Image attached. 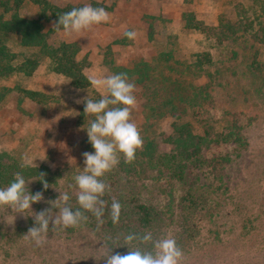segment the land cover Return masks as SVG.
Wrapping results in <instances>:
<instances>
[{
  "label": "rangeland",
  "instance_id": "obj_1",
  "mask_svg": "<svg viewBox=\"0 0 264 264\" xmlns=\"http://www.w3.org/2000/svg\"><path fill=\"white\" fill-rule=\"evenodd\" d=\"M49 1L58 6L90 4L109 13L108 23L90 30L49 35L52 44L79 43L78 60L86 62L84 71L91 80L114 75L116 66L150 63V76L143 84L135 83L137 102L131 109V122L143 141L141 151L150 143L148 153H170L175 122L216 139L236 120L247 145L209 140L198 161L184 162L186 174L208 202L194 212L185 210L184 185L176 176L147 164L149 156L125 173L119 154V163L101 179L116 181L111 192L118 202L139 198L154 205L157 220L144 233L152 240L143 242L135 227L125 232L135 224L125 205L124 232H99L87 222L67 229L50 224L44 243L36 245L25 236L34 226L35 213L52 209L51 215H57L52 204L64 206L60 194L70 196L67 203L77 200L74 178L85 166L83 153L94 151L85 128L95 117L84 113V101L109 93L92 85L74 88L47 57L38 56L40 64L32 75L1 72L0 90L11 91L4 90L7 97L0 103V152L8 153L14 172L23 175L29 191L41 192L43 200L24 215L0 206V264H105L110 251L128 252V235L137 237L131 246L145 252H154L155 241L175 239L182 251L179 264H264V44L255 39L264 24V0ZM19 12L37 18L40 10L28 2ZM191 14L208 26L229 24L228 38L219 39L217 30L189 28ZM45 28H54V22ZM128 31L136 32L134 40L125 37ZM0 44L16 55V67L37 54L16 33L0 32ZM27 90L38 92L37 100Z\"/></svg>",
  "mask_w": 264,
  "mask_h": 264
},
{
  "label": "trees",
  "instance_id": "obj_2",
  "mask_svg": "<svg viewBox=\"0 0 264 264\" xmlns=\"http://www.w3.org/2000/svg\"><path fill=\"white\" fill-rule=\"evenodd\" d=\"M28 2L38 6L40 13L37 18H26L20 15V8ZM78 7L81 6L73 4L58 6L52 4L49 0H0V32L18 34L21 38L22 45L34 48L37 53L35 57L26 58L21 65L16 67L13 63L16 55L12 53L5 44H0V73L7 72V74H11L17 70L26 75H32L40 64L39 57H47L51 59L54 71L67 77L74 88H89L91 86V79L84 71L87 66L86 62L78 60V55L81 52L79 43L61 42L59 44H52L49 42L50 33L62 30L56 27L59 15ZM50 21L54 22V28L47 31L45 24ZM186 24L189 28L197 29L204 33L217 30L218 37L221 40L228 38L226 29H228V27L229 29L232 28L229 24H220L219 27L208 26L197 20L193 14L188 15ZM234 28L233 26V29ZM235 31H239L238 28ZM255 39L261 44H264V24H262L259 31L255 33ZM170 58V55L166 56L165 60L167 59L168 61ZM199 62L201 61L199 60ZM151 70L152 67L150 63L141 61L133 67L116 66L114 68V73H124L127 79H130L134 84H143L150 76ZM4 90L7 92L11 91L9 88L0 90V103L7 97V93L4 92ZM25 92L35 100H37V96L40 95L38 92L30 90ZM163 105H165V103ZM162 114L165 115V113ZM209 140L234 143L241 147H246L247 145L242 135L241 127L236 120L230 125L226 133L218 135L216 139H208L207 136L193 133L187 123L175 122L174 136L170 138V143L173 145L174 149L170 153H158L154 156L146 151L150 146L149 143L146 146L145 152L144 150L141 151V149L137 150L135 159L131 162H126L123 154H120L119 166L122 167L123 172L129 173L132 171L134 163L141 162L143 158H146L145 156H149V158H147V164L155 166L162 171L170 172L172 176H176L184 185V195L182 197V201L185 204L184 208L186 211L189 210L194 212L199 208H206L208 202L205 200L203 194L198 191V188L195 187V182L186 174L187 165L184 162H189L190 160L193 162L198 161V156L201 154L202 148L206 146ZM144 163L146 164V161H144ZM14 167L8 153L0 152V188L7 186L14 179L16 175ZM103 182L107 185L106 192L101 197L105 202L104 215L102 217L103 223H99L96 217L88 212L84 213L87 217V220L84 222L89 223L94 230L99 232L108 230V232L115 233L117 229L123 231V228L126 226L124 225L125 218L123 214L127 206L135 215V224L134 226L129 225V227L125 229V232L129 233L132 231L133 227H135L137 236L142 237L146 231L154 227L157 220L156 208L154 205L145 203L139 198H133L126 202H119L121 204L120 218L118 223H113L111 218V203L114 200V194H112L111 190H115L116 181L111 182L109 178H105ZM68 205L73 209H79L77 200L68 203Z\"/></svg>",
  "mask_w": 264,
  "mask_h": 264
},
{
  "label": "clouds",
  "instance_id": "obj_3",
  "mask_svg": "<svg viewBox=\"0 0 264 264\" xmlns=\"http://www.w3.org/2000/svg\"><path fill=\"white\" fill-rule=\"evenodd\" d=\"M109 21L110 15L105 8L85 4L59 15L56 27L67 34L81 33ZM124 35L127 39L134 40L137 34L135 31H128ZM90 83L94 87H105L109 97H102L99 100L86 98L84 101V113L95 117L85 128L94 151L83 153L85 166L74 178L79 189L77 195L79 209H73L68 205L70 196L64 193L59 196L64 206L52 204L53 208L58 209L57 215L54 217L51 215L52 209L35 213L34 226L28 229L25 236L36 245L44 243L50 224L53 228L77 227L87 220L85 212L92 213L99 223H103L105 202L101 197L105 194L107 185L101 178L119 163V154H123L126 162H131L135 159L137 150L142 147L143 141L138 128L131 122V109L137 102L134 95L135 84L130 83L124 73L114 74L102 80L92 79ZM110 105L123 107L110 108ZM41 181L46 190L48 183L44 179ZM41 200L43 194L29 191L26 180L20 173H17L6 187L0 188V206H8L17 214L24 215L28 210H32L33 204ZM120 212L121 204L113 200L111 203L113 223H118ZM125 239L127 243L124 246H127L128 252L112 254L110 251L104 259L105 264H179L182 257V251L173 238L155 241L154 252L134 249L131 245L137 239L135 235H128ZM140 239L148 242L152 240V236L145 234Z\"/></svg>",
  "mask_w": 264,
  "mask_h": 264
}]
</instances>
